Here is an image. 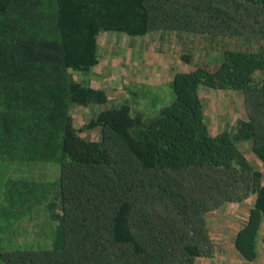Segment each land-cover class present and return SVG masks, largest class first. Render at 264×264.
<instances>
[{"label": "trees", "instance_id": "trees-1", "mask_svg": "<svg viewBox=\"0 0 264 264\" xmlns=\"http://www.w3.org/2000/svg\"><path fill=\"white\" fill-rule=\"evenodd\" d=\"M109 32L133 39L153 32L209 41L234 36L258 46L222 49L214 70L174 73L173 98L158 110L149 90L123 86L129 102L89 118L82 129L98 138L88 140L73 126L70 108L106 103V93L87 83L100 62L98 36ZM199 88L239 95L242 116L231 132L209 135ZM239 142H248L264 167V0H0L4 264L211 259L218 248L206 216L254 196L232 239L238 257L251 263L264 181ZM46 164L56 168L54 181L28 173Z\"/></svg>", "mask_w": 264, "mask_h": 264}, {"label": "crops", "instance_id": "crops-1", "mask_svg": "<svg viewBox=\"0 0 264 264\" xmlns=\"http://www.w3.org/2000/svg\"><path fill=\"white\" fill-rule=\"evenodd\" d=\"M161 34L165 36L164 41L162 40V38L158 42L156 40V43H153L152 47H146L147 44L146 46H144V50L147 51L144 57L150 55L149 52L151 51V56H154L157 62L156 64H153L151 66H147L146 63L143 65V75H145V79L143 80V83L137 84L136 87L141 85L144 88H155L158 85L161 86L162 84H169L174 73L189 72L195 67H201L202 65H208L207 67L210 68V70H214L217 67L219 63L220 53L222 50H215V46H217L218 44L214 43V41L212 42L206 39L205 37L199 36H196L194 40H189L186 35H179L169 32ZM191 41H193L192 45L190 44L192 43ZM212 46L214 49H212ZM220 47L221 49H225L221 46V44ZM157 55H160L161 57H157ZM182 56H188V61L183 62L181 58ZM200 58L205 60L200 61ZM99 65H101L100 62L97 66L93 67L89 71V82L87 84L92 88H100L105 92L103 86H92L94 81H98L97 83L99 85L102 84V82L106 79V75L104 74H106V71H108L109 69L105 68L106 71H104L102 69L103 67L99 69ZM95 68H98V70H100L99 72L101 73L95 74ZM90 73L95 74V77L93 78L94 81H92ZM217 92H225L230 95L234 94L238 96L237 99L240 100L239 95L231 91H215L205 88H199L198 97L202 104V110L204 102L203 99L207 98L215 103V93ZM108 98L109 97H107V100ZM238 104L240 106H238L240 110L239 112H234V110H236L237 108L235 106L233 107V103L225 102V113L221 111L217 112L221 119L220 123L216 124L213 130H211L209 128L210 126L207 124V130L209 135L212 136L219 131H232V127L234 125L235 120L242 116L241 102L238 101ZM202 113L204 119L207 121L208 119L205 117L204 111H202ZM236 146L240 151H242L249 163L255 169L261 171L262 179L264 181V167L250 152V144L248 142H239L236 143ZM252 202L253 201L248 198L241 204L225 206V211H214L211 214V221L209 224L207 222V225H210L213 229H215L216 235L214 236L209 232V236L214 241V244L217 246L218 252L211 259L195 260L192 264H264V243L262 242V238L264 237V217L261 219L260 227L257 233L255 248L256 257L251 263H246L242 261L235 253L232 245L233 236L236 231L242 225H244L248 209L251 207ZM212 217L216 218V220H212Z\"/></svg>", "mask_w": 264, "mask_h": 264}, {"label": "rangeland", "instance_id": "rangeland-1", "mask_svg": "<svg viewBox=\"0 0 264 264\" xmlns=\"http://www.w3.org/2000/svg\"><path fill=\"white\" fill-rule=\"evenodd\" d=\"M178 34L180 35V33ZM181 34L186 35L189 40H194L196 36L204 37L202 35H196V34H183V33ZM164 38L165 36H163L161 33H158V32L149 33L143 38H134V39L127 38L120 34L111 33V32L102 33L98 36V39H97L98 54H99V59H100L99 61L101 63V65H99L98 67L99 69L103 67L102 69L104 71H106L105 68H108L109 70L106 71L107 72L106 74H104L106 75V77L104 76L106 79L102 82V84H99V85L97 83L98 81H94L93 78L95 77V74L101 73L99 72L100 70H98V68H95L96 70L95 74L90 73V76H91L92 81H94L92 86H103V88L105 89V93L107 97L109 98L106 101V103L102 106H88L87 108H81V107H71L70 108V116L72 119V124L76 129L80 130L79 136L85 139H88V140H96L98 138V132L96 130L84 131L82 129L83 124L86 123L89 120V118L93 117L102 108L116 107L122 104L123 102H129V99H128L129 96L126 95V92H125L126 90H124L123 88L126 86H129L131 90L138 91L139 88H136V85L143 83V80L145 79V75H143V72H144L143 65L146 63L147 66L149 65L151 66L153 64H156L157 62L155 57L151 56L152 55L151 51L149 52L150 55H147V57H144L145 53L147 52L146 50H144V46H146L147 44L146 47L148 46L152 47V44L156 43V40L157 42L160 39L164 41L165 40ZM210 41L212 42L214 41V43L218 44L217 46H215L216 51L218 49L222 50L220 47V44L225 49L235 48V49H239L242 51L244 50L247 51L250 49L253 50L258 46L257 43L256 44L250 43L252 40H250V42L248 43H244L241 40V38L234 37V36H225V38L215 37L211 39ZM191 42L192 43L190 44L192 45L193 41ZM212 49H214L213 46H212ZM157 57H161V56L157 55ZM204 60L205 59L200 58V61H204ZM202 66L207 67L208 65H202ZM70 78L74 81L81 80L82 82L83 81L86 82L87 80V76L78 75L75 73H72L70 75ZM132 84H134L135 86L134 85L132 86ZM146 90H149L150 96L148 98L149 99L151 98L152 100L150 101V104L154 105V109L156 110H158L159 108H162L165 105H168L173 98L169 84H162L161 86L158 85L155 88H149V87L143 88V91H146ZM215 95H216L215 103L210 101L207 98L203 99L204 101L203 111H204L205 117L208 119L206 122L210 126L209 128L211 130L214 129L216 124L220 123L221 119H220L219 114H217V112L221 111L225 113V102L233 103V107L235 106L237 108L236 110H234V112H239L240 110L239 108L240 106L238 104V101L240 102V100L237 99L238 96L234 94L230 95L225 92H217L215 93ZM130 108H131V111L133 112L134 111L133 107L130 106ZM140 108L144 109L143 103L140 106ZM147 108L149 109V107ZM215 116H218V117H215ZM24 170L27 171L26 169ZM28 173L31 174L36 179L45 180V181H54L57 176L56 168L48 164L40 165L35 168H30V170H28ZM15 176H17V173L15 174ZM24 176H28V174H25ZM249 199L253 201L254 196H250ZM215 211H225V206ZM212 213L213 212L209 213L206 216V220L208 224L211 221L210 218L212 216L211 215ZM212 220H216V218L212 217ZM207 228L210 234H213L214 236L216 235L215 229H213L210 225H207ZM0 264H4L1 258H0Z\"/></svg>", "mask_w": 264, "mask_h": 264}]
</instances>
